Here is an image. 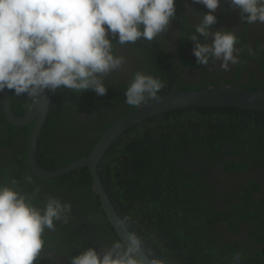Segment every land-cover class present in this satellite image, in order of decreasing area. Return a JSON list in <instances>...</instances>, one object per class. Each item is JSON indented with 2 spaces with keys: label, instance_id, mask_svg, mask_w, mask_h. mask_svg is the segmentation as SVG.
<instances>
[{
  "label": "flooded vegetation",
  "instance_id": "af4514ba",
  "mask_svg": "<svg viewBox=\"0 0 264 264\" xmlns=\"http://www.w3.org/2000/svg\"><path fill=\"white\" fill-rule=\"evenodd\" d=\"M176 8V19L162 36L152 42L141 39L135 44L116 45L117 55L124 56L127 64L123 71L114 72L106 78V95L98 96L93 93L76 97L75 92L68 89L46 92L51 99L46 121L51 116V120L59 119L52 141L64 153L61 158L79 154L95 145L106 126L134 107L125 103L124 93L137 71L163 81L164 87L160 92L168 85L172 87L174 83L177 87L183 83L186 88L206 81L209 84L235 86L257 81L260 89H264V24L243 22L240 11L232 9L227 0H221L214 13L218 23L213 26V31L234 30L238 36L237 47L240 49V62L230 65L229 71H224L220 68L221 61L218 60L210 61L208 66L198 65L193 54L194 42L188 40L203 15L210 10L204 5L193 4L191 0H177ZM176 34L180 39H177ZM200 39L203 41L205 37L201 36ZM10 92L12 106L15 98L17 107L21 108L19 102L25 101L27 94L16 97L14 90ZM118 92L123 96V101L117 98ZM0 105L2 108L1 93ZM20 144L21 139H18V145ZM15 152L13 148H0V161L8 162ZM25 158L26 156L23 161L28 165ZM17 165V177L10 183H5V179L0 176V184H15L25 195L32 196L37 206H42L48 197L72 204L68 222H58L55 231L46 232L47 245L38 264H69L70 258L75 256V252H72L75 241H86L87 246L84 248H96L97 251L111 247V242L97 232L99 225L93 213L94 207H91L86 194L69 191L74 189L72 186L57 188L53 184L34 180L31 175L26 176L23 183L16 184L23 174L22 161H17ZM173 166H178L180 169L177 171L181 174L178 176L175 172L170 181L175 187L182 186L189 193L188 204H191V208L186 206V209L193 211L195 217H200L202 210L207 207L213 216L209 217L211 222L203 231L189 225L186 227L189 233L185 238H168L164 236L162 226L151 219L155 213L148 210L149 199H144V208L139 209L134 216L142 233H150L151 230L153 232V236L146 239V242L149 241L148 245L143 246L151 259L154 256L162 264H206L205 261L194 263L193 260H198L199 256L191 255L198 252L211 255L216 250L217 254L210 257L211 262L224 257V264H264V141L255 148L249 145L246 149H239L225 142L219 148L218 156L191 147L185 159ZM186 172H192L194 176L200 175L201 182L197 189L192 190L186 185L188 183L180 180ZM32 173L36 175L33 171ZM150 177L153 178V173H150ZM103 183L106 187L104 180ZM155 184L152 185L153 191L157 189ZM188 240L192 241L194 248L188 249L189 255H186V249L183 248L189 243ZM49 253L51 257L48 256Z\"/></svg>",
  "mask_w": 264,
  "mask_h": 264
},
{
  "label": "clouds",
  "instance_id": "9594fccd",
  "mask_svg": "<svg viewBox=\"0 0 264 264\" xmlns=\"http://www.w3.org/2000/svg\"><path fill=\"white\" fill-rule=\"evenodd\" d=\"M210 11L188 40L194 42L198 65L221 61L230 70L239 61L234 30L213 31L221 0H191ZM247 24H264V0H227ZM177 0H0V93L14 90L35 103L47 102L46 92H108L105 80L123 71L124 56L116 45L152 42L176 19ZM190 8V5L186 4ZM205 39L202 41L200 37ZM177 39H180L176 34ZM163 81L137 71L124 93L125 103L139 107L159 101ZM31 182V178H28ZM36 191H39L37 189ZM71 202L48 197L42 206L15 184H0V264H38L45 253V234L58 222L67 223ZM143 242L135 233L106 250L85 248L69 264H162L141 255ZM51 257V254H48ZM239 258H237L238 260Z\"/></svg>",
  "mask_w": 264,
  "mask_h": 264
},
{
  "label": "trees",
  "instance_id": "16d2710c",
  "mask_svg": "<svg viewBox=\"0 0 264 264\" xmlns=\"http://www.w3.org/2000/svg\"><path fill=\"white\" fill-rule=\"evenodd\" d=\"M208 84L206 81L185 88L183 83H180L178 88L179 90L194 89L205 87ZM170 87L168 85L158 93V96L165 94ZM238 87L260 89V84L255 81L252 84H239ZM93 93H95L93 90H87L84 93L75 92V95L82 97L83 94ZM117 95L121 101L124 100L120 92ZM30 102L31 99L26 98L25 101L19 102L22 106L19 108L13 98L14 111L23 115ZM135 108L134 106L128 111ZM51 118L52 116L46 121L38 144L37 157L42 166L57 168L90 152L94 144L79 154L67 156L65 159L61 158L64 153L60 152L58 145L52 141L59 119L51 120ZM232 122L238 124L233 125ZM32 127L33 124L17 126L10 123L4 116L0 105V148H13L16 151L14 157L8 162L0 161V176L5 179V183H10L13 178L17 177V161H22L23 174L18 178L16 184L23 183L25 177L31 175L34 180L53 184L60 189L72 186L74 189L69 191L83 192L90 199V205L94 207L93 213L99 225L97 229L99 236L110 241L111 244L119 240L100 207L87 168L77 169L52 180L37 177L32 173V169L23 161L27 154ZM18 139H21L20 145H18ZM261 141H264V114L234 107L180 108L152 117L145 123H139L127 130L112 144L107 156L102 159L99 165V172L112 200L116 203L129 228L140 237L143 246L146 247L149 242H146V239L152 237L153 232L151 230L150 233H142L139 228L140 224L134 216L139 209L144 208L142 204L144 199H149L148 210L155 213L151 219L155 224L162 226V232L168 238H185L189 233L187 226L190 225L193 229L199 228L203 231L211 222L209 217L213 214L207 207L202 210L200 217H195L193 211L187 210L186 206L188 209L191 208V204H188L190 203L189 193L182 186L175 187L170 181L175 172L178 176L181 174L180 171H177L180 168L173 165L185 159L188 149L195 147L208 151L212 156H218L219 148L225 142L239 147V149H246L249 145L257 147ZM25 172L26 174H24ZM150 173H153V178L150 177ZM180 180L188 183L186 185L192 190L197 189L198 183L201 182L200 175L194 176L192 172L184 173ZM153 183L157 185V189L154 191ZM156 215L158 216L155 217ZM77 237L76 235L75 239ZM188 241L189 243L183 248L186 249V255H189L188 249L194 248L192 241ZM86 246V241L83 243L75 241V248L72 249V252H75V256L79 255ZM216 254L217 251L214 250L211 255H203L198 252L192 254L191 257L199 256L198 260H193L194 263L205 261L206 264H224V257L211 262L210 257ZM152 258L155 259L154 256Z\"/></svg>",
  "mask_w": 264,
  "mask_h": 264
},
{
  "label": "water",
  "instance_id": "95a60500",
  "mask_svg": "<svg viewBox=\"0 0 264 264\" xmlns=\"http://www.w3.org/2000/svg\"><path fill=\"white\" fill-rule=\"evenodd\" d=\"M45 95L47 102L35 103L32 101L26 113L19 115L13 109L10 90L5 89L1 93L2 109L10 123L17 126L34 123L28 140L26 162L36 175L45 178H54L77 169L87 168L91 174L93 189L99 199L100 207L116 236L121 241L126 239L129 232H133L112 200L99 172L102 159L121 135L135 125L152 117L180 108L234 107L264 114V89L241 88L231 84H208L201 88L179 90L176 83H174L165 94L159 96V101H148L146 105L142 104L136 107L113 122L100 135L87 155L55 169H47L37 159L39 139L48 116L51 101L50 97L47 94ZM141 255L149 261L152 260L144 247Z\"/></svg>",
  "mask_w": 264,
  "mask_h": 264
},
{
  "label": "rangeland",
  "instance_id": "374dc122",
  "mask_svg": "<svg viewBox=\"0 0 264 264\" xmlns=\"http://www.w3.org/2000/svg\"><path fill=\"white\" fill-rule=\"evenodd\" d=\"M213 85H217L216 83H214Z\"/></svg>",
  "mask_w": 264,
  "mask_h": 264
}]
</instances>
